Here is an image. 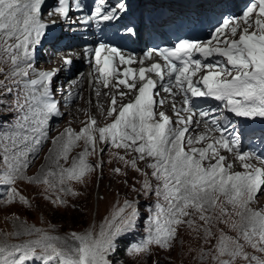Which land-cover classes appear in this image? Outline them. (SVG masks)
<instances>
[{"label":"snow or ice","instance_id":"6c2138e0","mask_svg":"<svg viewBox=\"0 0 264 264\" xmlns=\"http://www.w3.org/2000/svg\"><path fill=\"white\" fill-rule=\"evenodd\" d=\"M44 4L45 0H0V62L10 64L7 73L0 68V74L4 75L0 95L15 93L0 112V185L7 187V203L17 202L18 197L20 203L31 206L14 187L18 181H28L44 185L45 199L51 204L66 207L64 197L80 195L72 182L83 184L91 173L102 168V161L93 165L86 157L103 153L104 147L98 145L124 149L126 155L133 152L137 155L131 161L126 156L118 158L145 177L142 185L145 197L157 198L154 206L146 208L149 213L146 239L128 249V255L149 254L151 245L171 250L182 225L197 233L203 231L207 242L213 236L210 225L218 222L237 235L228 236L220 230L213 249L201 252L202 259L211 256L213 264H236L238 259L264 264L258 256L244 251L248 246L264 253V209L251 206L258 195L264 194V157L241 150L240 133L220 125L218 109H194L190 105L192 98H214L224 102L227 111L237 117L264 119V0H250L242 14L223 18L207 42L185 39L171 48L151 49L138 61L141 65L138 69L126 67L120 71L119 65L137 61L122 54L121 48L107 39H100L94 47L86 45L84 54L89 63H94L99 82L107 88L110 79L116 81L111 86L117 89V95L111 97L107 110V118H112V122L97 127L96 118L89 114V120L78 133L66 128L51 138L55 147L45 157L49 164L42 166L36 176H28L31 164L50 139V119L63 115L53 94L58 70L36 71L32 63L36 47L49 27L43 20ZM75 7L82 11L84 5L75 0ZM70 9V0H57V6L48 15L68 19ZM127 12L125 0H117L115 4L96 0L91 13L78 22L83 25L106 22L105 27L115 26ZM120 27L128 38L139 36L136 25ZM154 53L164 63L153 62L145 67V60H151ZM194 53L204 61L210 57L223 59L202 64ZM64 63L71 65L72 60L65 58ZM202 69L207 70L206 74L194 80ZM151 74L159 79L153 80ZM9 80L14 87L5 83ZM158 84L172 97L175 121L156 110L164 104L163 99H154L159 95ZM121 87L127 91H119ZM72 95L68 93L69 97ZM128 96L132 99L125 103ZM176 96L183 97L182 107L177 108ZM9 115L11 122L6 120ZM196 116L200 119H195ZM194 123L197 127L203 124L205 132L191 135ZM79 141H83L84 150L70 161L69 154ZM222 150L231 154L244 171H234V162L222 155ZM253 159L261 166L251 163ZM138 161H150L146 168L152 169L155 186L148 173L138 167ZM114 171L120 174L119 168ZM128 209L131 211L125 215ZM217 212L214 217L212 213ZM193 217L203 223L197 224ZM139 219L138 207L125 200L100 225L98 232L73 231L60 237L40 228L23 227L22 231L4 234L5 239L0 241V264H27L35 260L43 264H114L110 257L116 253L119 239L134 231ZM8 235L38 238L8 243Z\"/></svg>","mask_w":264,"mask_h":264},{"label":"rangeland","instance_id":"374dc122","mask_svg":"<svg viewBox=\"0 0 264 264\" xmlns=\"http://www.w3.org/2000/svg\"><path fill=\"white\" fill-rule=\"evenodd\" d=\"M34 66L36 67L37 63H34ZM9 67L7 64L0 62V68H3L5 73L8 72ZM0 80H4L3 74H0ZM5 83L12 87L10 80L5 81ZM2 92L3 89H0V93ZM10 96L7 94L0 95V112H3L2 105L10 102ZM108 107H90L84 117L72 114L66 119L74 121L68 123L64 119L60 125L58 123L55 126L56 128L50 126L53 128L49 130L50 139L43 146L39 158L31 164L27 175L36 176L41 173L42 166L49 164L45 157L49 155V149L55 147L51 143V138L59 136L66 128L71 127L78 133L85 126V122L89 120V114L91 117L96 118L97 127H103L110 123L112 118H107ZM101 111H103V115H101ZM9 117L10 115L6 117L7 121ZM84 147L83 141L77 142V146L72 148L69 154V160L71 161L73 157L78 156L84 150ZM98 147H104V152L91 154L86 157V160L93 165L98 161H102V168L91 173L83 184L72 182L71 186L80 195L64 197L67 200L66 207L51 204L45 199L47 193L44 192V185L29 183L28 181H18L14 187L28 199L31 206L20 203L18 197L17 202L8 204L7 187L0 185V241L5 239L4 234L22 231L23 227L40 228L49 235L60 237H65L73 231L81 234L87 230L98 232L100 225L104 224L106 219H110L113 213L124 205L125 200L135 203L140 212V219L138 227L134 231L119 239L117 251L119 250L121 254L116 251L110 257L114 264H213L211 256L202 259L201 252L208 253L213 249L220 235V230H223L228 236L235 237L237 235L228 226L214 222L210 225L213 236L206 242L203 231L197 233L182 225L178 230L177 238L171 250L151 245L149 254L128 255V249L146 239L148 235L146 231L147 217L149 216L146 208L154 206L157 198L154 195L145 197L142 188L145 177L132 169L130 164H126L125 161L118 158L119 156H126V160L131 161L137 155L136 153L126 155L124 149H116L106 145H98ZM147 162L138 161V167L148 173V179L155 186L157 181L151 177L152 169L146 168ZM61 163L63 164V161ZM67 166L65 165V167ZM117 168L120 169V174L114 171ZM251 206L256 209H264V195H258L256 202ZM129 211L131 209L126 210L125 215ZM229 211H231L230 206ZM217 214L218 212L212 213L214 217ZM193 218L196 219L197 224L203 223L198 220V217ZM233 218L238 220L237 217ZM37 238V235H21L19 237L8 235L7 241L8 243H22ZM122 242H125L124 249L120 247ZM244 251L264 260V253L257 252L251 247L245 246ZM40 262L39 260L28 261L27 264H39ZM236 264H249V262L238 259ZM251 264H255V262H251Z\"/></svg>","mask_w":264,"mask_h":264},{"label":"trees","instance_id":"16d2710c","mask_svg":"<svg viewBox=\"0 0 264 264\" xmlns=\"http://www.w3.org/2000/svg\"><path fill=\"white\" fill-rule=\"evenodd\" d=\"M124 246H125V242H122V243L120 244V247L124 249ZM117 253H118V254H121V252H119V250L117 251Z\"/></svg>","mask_w":264,"mask_h":264},{"label":"bare ground","instance_id":"6f19581e","mask_svg":"<svg viewBox=\"0 0 264 264\" xmlns=\"http://www.w3.org/2000/svg\"><path fill=\"white\" fill-rule=\"evenodd\" d=\"M234 166H235V163H234Z\"/></svg>","mask_w":264,"mask_h":264}]
</instances>
